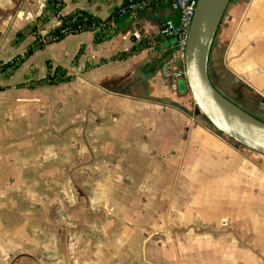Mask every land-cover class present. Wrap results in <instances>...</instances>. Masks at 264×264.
I'll list each match as a JSON object with an SVG mask.
<instances>
[{
	"label": "rangeland",
	"instance_id": "1",
	"mask_svg": "<svg viewBox=\"0 0 264 264\" xmlns=\"http://www.w3.org/2000/svg\"><path fill=\"white\" fill-rule=\"evenodd\" d=\"M212 52L216 87L243 109L264 117V0H232ZM44 97L52 96L42 90L0 94V129L9 126L11 116V171L0 169V264H106L99 250L107 238L119 239L129 251L121 264H144L130 253L154 233L183 228L179 223L190 206L204 211V225L218 223L220 233L206 232L202 223L200 230L181 234L187 240L180 253L175 250L179 255L206 254L214 247L207 239L224 236L231 241L218 248L232 254L223 257V264H264L261 154L220 134L205 118L221 139L218 157L226 160L224 172L221 163H209L203 170L191 165L184 168L187 177L181 182L163 177L165 167L157 160L142 158L141 145L126 148L113 163L104 160L94 138L73 133L72 126L51 128L36 135V143H21L25 126L32 122L29 116H46L39 109ZM189 97L193 111L195 102ZM195 216L191 214L194 221Z\"/></svg>",
	"mask_w": 264,
	"mask_h": 264
},
{
	"label": "crops",
	"instance_id": "2",
	"mask_svg": "<svg viewBox=\"0 0 264 264\" xmlns=\"http://www.w3.org/2000/svg\"><path fill=\"white\" fill-rule=\"evenodd\" d=\"M63 2V15L84 11L106 20L122 6L124 0ZM45 8L46 0H0V65L24 55L35 40L29 26ZM175 15L177 12L168 6L155 12L131 14L129 20L121 21L122 25L115 36L102 42H97L91 31L69 35L37 50L9 76H1L0 94L42 90L52 96L44 97L39 102V109L46 116H39V113L29 116L32 122L25 126L23 135L26 137L21 143H36L34 138L38 134L47 133L51 128H61L63 131L72 126L73 133L82 135L85 132L88 140L89 137L94 138L98 147L104 150L103 159L110 160L111 163L126 148L141 145L145 148L142 158L157 160L165 167L161 170L162 176L173 177L177 182L185 181L187 176L182 172L191 165L201 166L203 170L209 163H215L216 166L221 163L224 172L226 160L218 157L223 152L221 139L202 121L204 117L189 116L178 108L163 103L169 99L190 109V95L171 91L165 84L161 71V65L169 54L168 47L172 44L159 38L157 34L163 22L173 19ZM58 25L59 20L52 19L44 26L42 33L46 34ZM19 33H24L25 37L16 43ZM135 47L139 48L136 53L122 56ZM213 59L211 52L210 76ZM216 66L218 68V62ZM58 67L66 70L67 75L72 78L70 82L41 84L34 89L18 88L20 84L46 78ZM216 72L219 70L216 69ZM8 118L9 126L0 129V142L4 144L0 145V169L11 171V116ZM53 122L55 126L49 127L48 124ZM72 147L75 148V145L72 144ZM223 172L221 184L225 181ZM202 178L204 176L199 174V179ZM204 181L208 183L209 180L206 177ZM252 183H255L254 177ZM247 184H250V180ZM185 209L183 212L189 210V214L184 215L183 224L178 222L183 228L177 227L171 234L154 233L130 254L144 264H223V257L232 254L218 248L224 246V242L231 241L224 236L208 238V242L214 244V247L205 251L206 254L201 250L199 255L189 252L182 256L175 251L180 253L185 246L182 241L187 238L180 237L181 234L200 230L199 226L205 221L202 216L204 211L199 207L194 209L190 206ZM172 210L178 208L172 207ZM191 214H196L195 221ZM206 223L203 225L206 226ZM218 226V223L211 222V226L207 225L205 231L217 235L220 233L216 231ZM100 245L103 248L99 253L107 259L106 264H121L129 256V251L122 247L125 245L119 239L114 242L107 238ZM240 250L247 254V250ZM238 260L240 258H236L235 262Z\"/></svg>",
	"mask_w": 264,
	"mask_h": 264
},
{
	"label": "water",
	"instance_id": "3",
	"mask_svg": "<svg viewBox=\"0 0 264 264\" xmlns=\"http://www.w3.org/2000/svg\"><path fill=\"white\" fill-rule=\"evenodd\" d=\"M231 3L232 0L197 2L185 54L186 81L179 85L180 94L189 92L193 97L194 110L169 99L163 103L189 116L202 115L220 134L264 156V121L225 96L210 76L211 52Z\"/></svg>",
	"mask_w": 264,
	"mask_h": 264
},
{
	"label": "trees",
	"instance_id": "4",
	"mask_svg": "<svg viewBox=\"0 0 264 264\" xmlns=\"http://www.w3.org/2000/svg\"><path fill=\"white\" fill-rule=\"evenodd\" d=\"M134 1L136 0H124L122 6L116 9L108 19L101 20L84 11H74L71 14L63 15V0H46V8L36 21L29 26L31 33L35 37L34 42L28 47L24 55L17 56L8 63L0 65V77L3 75L9 76L37 50L43 49L52 43L61 41L69 35L91 31L95 34L97 42L111 39L119 32L120 26L122 25L121 21L130 19L132 10L128 9V6ZM163 6L170 7V3L168 1H164L158 3L156 6L143 8L139 11L155 12ZM123 11H125V13ZM57 16H60L59 25L50 30L48 33L43 34L42 31L45 29L44 26L52 19H57ZM177 17L178 15H175L172 20L177 21ZM24 37V33H19L16 38V43L21 42ZM138 50L139 48L135 47L129 53H125L122 56H129L136 53ZM71 80L72 78L67 75L66 70L58 67L53 74H49L46 78L39 81L32 80L30 82L20 84L18 88L34 89L36 86L41 84L57 85L64 82H70Z\"/></svg>",
	"mask_w": 264,
	"mask_h": 264
},
{
	"label": "built area",
	"instance_id": "5",
	"mask_svg": "<svg viewBox=\"0 0 264 264\" xmlns=\"http://www.w3.org/2000/svg\"><path fill=\"white\" fill-rule=\"evenodd\" d=\"M164 1L170 3V8L177 12L178 17L177 21L165 20L157 34L167 42L176 41L169 45V54L161 65V71L167 87L179 93L180 82L186 81L185 54L198 0H136L130 3L128 9L132 10V14H136L143 8L156 6ZM59 18L60 16H57L58 20Z\"/></svg>",
	"mask_w": 264,
	"mask_h": 264
},
{
	"label": "flooded vegetation",
	"instance_id": "6",
	"mask_svg": "<svg viewBox=\"0 0 264 264\" xmlns=\"http://www.w3.org/2000/svg\"><path fill=\"white\" fill-rule=\"evenodd\" d=\"M250 113V112H249ZM252 114V113H251ZM252 115H254V114H252ZM254 116H256V115H254ZM257 118H259V119H261V120H264V117H260V116H256Z\"/></svg>",
	"mask_w": 264,
	"mask_h": 264
}]
</instances>
